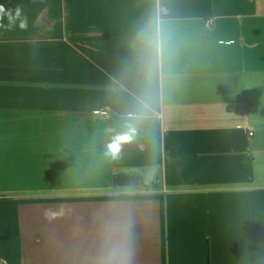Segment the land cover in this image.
<instances>
[{
  "label": "crops",
  "instance_id": "0c3cea01",
  "mask_svg": "<svg viewBox=\"0 0 264 264\" xmlns=\"http://www.w3.org/2000/svg\"><path fill=\"white\" fill-rule=\"evenodd\" d=\"M50 1L0 0V32L9 11ZM52 1L61 34L91 40L79 63L64 51L59 125L29 102L35 86L15 83L3 109L17 175L0 186L14 193L0 197V264H264V0ZM157 7L170 55L137 138L112 159L148 91L137 35Z\"/></svg>",
  "mask_w": 264,
  "mask_h": 264
},
{
  "label": "rangeland",
  "instance_id": "374dc122",
  "mask_svg": "<svg viewBox=\"0 0 264 264\" xmlns=\"http://www.w3.org/2000/svg\"><path fill=\"white\" fill-rule=\"evenodd\" d=\"M55 3L51 0L49 5L37 15L27 14L26 10L23 9V16L27 17V28L21 30L19 21H17L11 29L7 26L0 32V134L6 132L2 126H10L12 123L10 118L1 119V115L2 113L7 114L4 110H10L6 108L9 105L11 106L12 96H14L16 89L15 83L17 82L20 84L21 93L26 89L25 86L30 85V88L35 86L36 91L34 95H31L29 102L34 106L36 105L37 108L40 107L38 111L42 115L43 113L49 114V117L51 115L52 120L50 122L52 125H59V92L62 79L61 64L65 62L64 51L66 48L71 50V54L67 56L69 64L81 62L83 56L81 48L83 45H90L91 37L90 34H86L87 37L84 36L85 34L82 33L85 31L81 30H75L79 34H75V31H73L74 34H61L65 30L61 26L58 4ZM76 52L79 56L76 55ZM21 93L19 94L21 95ZM48 95L51 96V102H48L51 110L43 107L45 97ZM21 101L24 100L20 99ZM1 105H3V108H1ZM35 112L38 114L37 111ZM11 113L9 111L8 114ZM24 125L26 126L27 122L24 121ZM14 126L16 127L11 129L16 130L22 124L20 123V126H17V121H14ZM41 126H44V124L41 123ZM258 139L264 145V133L262 131H258ZM3 146L0 145V186L6 187L9 183H13L11 178L13 179L17 173H14L15 165L12 167L6 165L5 155L11 152L2 149ZM259 149V151H263L261 157L264 159V147ZM9 159L11 160L12 157ZM14 159H16V156ZM146 186V184L136 182L130 189L143 190V187L146 188ZM11 190L18 191L17 189ZM11 194L14 193L0 191V197L10 198Z\"/></svg>",
  "mask_w": 264,
  "mask_h": 264
},
{
  "label": "clouds",
  "instance_id": "9594fccd",
  "mask_svg": "<svg viewBox=\"0 0 264 264\" xmlns=\"http://www.w3.org/2000/svg\"><path fill=\"white\" fill-rule=\"evenodd\" d=\"M0 13H4L3 6H0ZM165 15L166 9L157 7L137 35L145 84L148 86V91L145 97L139 101L137 111L128 114L122 129L116 132L107 144L105 155L110 156L112 159L119 158L122 147L137 138L140 125L152 110L151 85L170 55L168 40L164 29ZM7 16L9 29L14 27L17 21H19V28L21 30L27 28V17L23 16V9L21 7L18 6L14 13L9 11Z\"/></svg>",
  "mask_w": 264,
  "mask_h": 264
},
{
  "label": "built area",
  "instance_id": "2783aa9c",
  "mask_svg": "<svg viewBox=\"0 0 264 264\" xmlns=\"http://www.w3.org/2000/svg\"><path fill=\"white\" fill-rule=\"evenodd\" d=\"M214 25V20L213 18L209 17L205 20V29L208 30L210 27ZM252 134V133H250Z\"/></svg>",
  "mask_w": 264,
  "mask_h": 264
}]
</instances>
